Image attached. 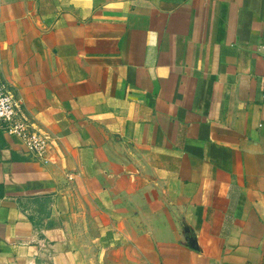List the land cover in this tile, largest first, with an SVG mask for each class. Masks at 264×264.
Segmentation results:
<instances>
[{"label":"crops","instance_id":"0c3cea01","mask_svg":"<svg viewBox=\"0 0 264 264\" xmlns=\"http://www.w3.org/2000/svg\"><path fill=\"white\" fill-rule=\"evenodd\" d=\"M264 0H0V264H264Z\"/></svg>","mask_w":264,"mask_h":264},{"label":"built area","instance_id":"2783aa9c","mask_svg":"<svg viewBox=\"0 0 264 264\" xmlns=\"http://www.w3.org/2000/svg\"><path fill=\"white\" fill-rule=\"evenodd\" d=\"M260 98L264 102V76L260 83ZM0 127L22 141L24 154L32 161L47 163L48 138L19 110L13 93L0 77Z\"/></svg>","mask_w":264,"mask_h":264}]
</instances>
